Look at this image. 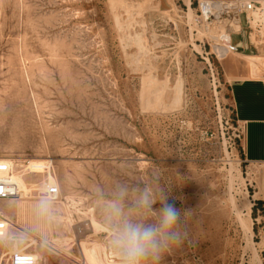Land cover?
Returning a JSON list of instances; mask_svg holds the SVG:
<instances>
[{
    "label": "rangeland",
    "instance_id": "rangeland-1",
    "mask_svg": "<svg viewBox=\"0 0 264 264\" xmlns=\"http://www.w3.org/2000/svg\"><path fill=\"white\" fill-rule=\"evenodd\" d=\"M196 6L197 0H0V157L30 169L29 188L48 176L35 165L46 161L61 189L47 217L20 211L37 206L34 192L0 200V211L19 226H10L9 236L22 239L0 240V264L14 246L35 245L40 264H89L82 241L92 240L111 245L121 263L105 222L119 184L129 188L121 201L127 215H136V189L144 187L163 190L181 211L187 235L159 264H264L258 172L235 140L215 49L238 22L198 23ZM243 48L238 52L264 56V47Z\"/></svg>",
    "mask_w": 264,
    "mask_h": 264
},
{
    "label": "clouds",
    "instance_id": "clouds-1",
    "mask_svg": "<svg viewBox=\"0 0 264 264\" xmlns=\"http://www.w3.org/2000/svg\"><path fill=\"white\" fill-rule=\"evenodd\" d=\"M133 203L136 215L125 214L121 201L127 198L126 184L116 187L117 198L107 207L106 224L113 230V245L121 264H159L162 256L180 244L187 233L182 228L181 211L168 202L163 190L136 189ZM159 204V207L155 205ZM51 201L44 194L37 204V215L47 217Z\"/></svg>",
    "mask_w": 264,
    "mask_h": 264
},
{
    "label": "built area",
    "instance_id": "built-area-1",
    "mask_svg": "<svg viewBox=\"0 0 264 264\" xmlns=\"http://www.w3.org/2000/svg\"><path fill=\"white\" fill-rule=\"evenodd\" d=\"M196 21L205 23L211 19L238 22L240 29L234 31L232 38L227 42L228 49L238 52L243 48L244 42H250L257 50L264 47V0H197ZM244 29V32L242 31ZM239 34L242 41L234 43V35ZM220 40L223 41L221 38ZM212 75L215 80V73L211 64ZM218 83L220 81L218 80ZM235 140L239 141L243 151L245 139V125L236 120ZM48 176L33 187L28 192L22 190L18 183V177H26L30 172L27 167L10 165L5 161H0V200H13L21 198L34 192L35 196L47 194L49 200L57 201L61 196V189L58 182L51 179L50 166H48ZM31 186L30 183H28ZM10 220L0 211V240L6 241L9 236ZM7 264H40L38 255L32 250H13L7 256Z\"/></svg>",
    "mask_w": 264,
    "mask_h": 264
},
{
    "label": "crops",
    "instance_id": "crops-1",
    "mask_svg": "<svg viewBox=\"0 0 264 264\" xmlns=\"http://www.w3.org/2000/svg\"><path fill=\"white\" fill-rule=\"evenodd\" d=\"M234 54L247 59L248 66L242 65ZM222 63L233 112L245 125L244 161L258 172L256 194L264 205V56L231 51Z\"/></svg>",
    "mask_w": 264,
    "mask_h": 264
},
{
    "label": "bare ground",
    "instance_id": "bare-ground-1",
    "mask_svg": "<svg viewBox=\"0 0 264 264\" xmlns=\"http://www.w3.org/2000/svg\"><path fill=\"white\" fill-rule=\"evenodd\" d=\"M234 20H228L227 22H233ZM238 24V23H237ZM240 29V26H239V24H238V28L236 29V31L237 30H239ZM223 41H226V42H223L222 44H219V45H216L215 46V49L217 50V52H218V55L222 58V60L224 61V59H225V57H226V55L228 54V53H230V50L228 49V44H227V42L232 38V36H231V33L230 32H223V33H221L220 34V36H219ZM0 161H5V162H7V163H9L10 165H14V166H17L18 168H19V166H25V165H19V164H17L15 161L16 160H14V159H11V158H8V157H0ZM48 162H50V161H48ZM47 162L46 161H43V160H41V161H36V163H35V165L37 166H41L42 167V169H44V168H47L49 165H47L46 164ZM51 163H52V161H51ZM27 166V165H26ZM54 167V166H53ZM51 179L52 180H54V181H56V182H58L57 181V178H56V176L55 175H51ZM17 180H18V183L20 184V187L22 188V190H24V191H26V192H28L29 191V186H28V182H27V180L24 178V177H18L17 178ZM33 197V196H32ZM36 198H38V199H41L42 197L41 196H36ZM29 203V202H28ZM61 203V202H60ZM63 203V202H62ZM24 204H25V202H24ZM30 205V204H29ZM32 205V204H31ZM27 208H30V211H29V213H32V214H34L36 217H40V216H38L37 215V206H29V207H27V206H25V205H21L20 206V211L21 212H23V213H25L26 212V210H27ZM5 216V215H4ZM54 217H56V216H54ZM25 218V217H24ZM49 218V217H48ZM66 218V217H65ZM70 218V217H69ZM47 219V218H46ZM58 219V218H57ZM62 219H63V217H62ZM42 220V219H41ZM60 220V219H59ZM92 224H93V226H94V228H95V231L97 232L98 231V225H97V220L94 218V217H92ZM38 221V220H37ZM49 221V220H48ZM52 221V220H51ZM66 221H68V222H70L71 223V225L73 226L74 224H72V219H67ZM18 222V221H17ZM40 222V221H39ZM60 222H62V221H60ZM67 222V223H68ZM67 223H66V225H65V227L66 226H69V225H67ZM40 224V223H39ZM10 225L11 226H13L14 227V229H19V226L17 225V224H13V223H10ZM30 225V224H29ZM48 225H50L51 226V224H48ZM36 226V225H35ZM47 226V225H46ZM39 227V226H38ZM43 227V226H42ZM34 228V227H33ZM106 228V227H105ZM73 234H74V232H73ZM16 236V235H15ZM21 241L22 239H20V237L19 236H16V237H11V236H8V238H7V241ZM32 241V240H31ZM32 242H35V241H32ZM15 244H16V242H15ZM82 244H83V248H84V251H85V253H86V255H87V258H88V262H89V264H121V263H118V262H116V260H115V258H116V253H115V251L113 250V247L110 245L109 246V248H108V246H105V245H103V244H101V243H99L97 240H92V241H89V242H87V241H82ZM109 249V250H108ZM13 250H20L19 249V247L18 246H14V249H10L9 251H10V253L13 251ZM32 251H34L35 253H36V255H38V257H39V254H38V251H37V247H36V245L32 248ZM9 253V254H10ZM4 255V254H3ZM118 256V255H117ZM2 258H0V260H1Z\"/></svg>",
    "mask_w": 264,
    "mask_h": 264
},
{
    "label": "trees",
    "instance_id": "trees-1",
    "mask_svg": "<svg viewBox=\"0 0 264 264\" xmlns=\"http://www.w3.org/2000/svg\"><path fill=\"white\" fill-rule=\"evenodd\" d=\"M236 117V116H235ZM236 118H234V121L236 123ZM256 205H263L260 200H257ZM264 206V205H263ZM254 209H256V206H254Z\"/></svg>",
    "mask_w": 264,
    "mask_h": 264
}]
</instances>
